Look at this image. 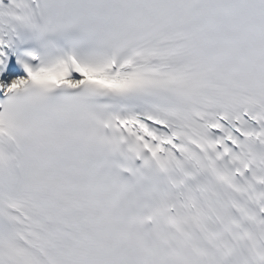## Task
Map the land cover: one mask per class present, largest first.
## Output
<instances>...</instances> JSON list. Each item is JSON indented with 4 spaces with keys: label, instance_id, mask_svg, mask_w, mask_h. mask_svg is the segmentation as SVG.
I'll return each mask as SVG.
<instances>
[{
    "label": "snow or ice",
    "instance_id": "snow-or-ice-1",
    "mask_svg": "<svg viewBox=\"0 0 264 264\" xmlns=\"http://www.w3.org/2000/svg\"><path fill=\"white\" fill-rule=\"evenodd\" d=\"M0 264H264V0H0Z\"/></svg>",
    "mask_w": 264,
    "mask_h": 264
}]
</instances>
